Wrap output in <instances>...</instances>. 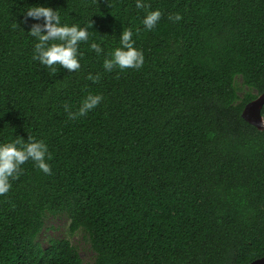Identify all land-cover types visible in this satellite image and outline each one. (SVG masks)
<instances>
[{"label": "trees", "instance_id": "16d2710c", "mask_svg": "<svg viewBox=\"0 0 264 264\" xmlns=\"http://www.w3.org/2000/svg\"><path fill=\"white\" fill-rule=\"evenodd\" d=\"M145 2L163 13L152 30L135 0H0V142L31 135L51 156L50 174L27 161L0 195V264H90L69 239L38 241L47 213L89 235L92 264L264 256V128L243 116L264 92V0ZM32 5L92 21L89 42L107 49L131 27L143 67L105 72L82 42L81 68L53 73L32 59ZM89 92L101 103L69 119L64 105L76 111Z\"/></svg>", "mask_w": 264, "mask_h": 264}, {"label": "clouds", "instance_id": "9594fccd", "mask_svg": "<svg viewBox=\"0 0 264 264\" xmlns=\"http://www.w3.org/2000/svg\"><path fill=\"white\" fill-rule=\"evenodd\" d=\"M137 9H145L142 24L145 29L152 30L159 22L162 11L159 8L149 10L150 6L145 0H135ZM25 19L36 21L31 24L27 35L34 39L32 59L38 61L45 68L56 72L55 65L68 70L70 73L81 68L83 52L80 51L82 42L88 43L90 50L98 56L103 55V69L105 72H112L114 69L121 71L126 69H140L144 64L143 51L135 46L133 31L131 27L125 28L119 35V45L111 49L102 43L101 40L89 42V27L92 21L87 24L79 20L75 22H62V16L58 9L49 6L32 5L24 10ZM43 20L40 23V20ZM169 20L173 22L182 19L179 12L170 13ZM139 31V29H137ZM86 79L93 82L100 79V74L89 72ZM103 100L102 94L89 92L81 100L76 111H71L68 104L64 110L69 119L75 120L78 117L86 116L95 109ZM48 145L42 139L28 135L27 139L17 136L16 139L8 142H0V195L9 192L12 187L11 181L15 180L22 171V165L32 161L34 166L45 174L51 173Z\"/></svg>", "mask_w": 264, "mask_h": 264}, {"label": "rangeland", "instance_id": "374dc122", "mask_svg": "<svg viewBox=\"0 0 264 264\" xmlns=\"http://www.w3.org/2000/svg\"><path fill=\"white\" fill-rule=\"evenodd\" d=\"M236 84L240 96H243L249 87L242 83V77L236 78ZM71 220L65 213L52 214L47 213L45 216V227L38 236V241L47 246L51 239H69L77 247L84 263L92 264L95 260L96 253L91 247L89 235L84 230L72 232L69 228Z\"/></svg>", "mask_w": 264, "mask_h": 264}, {"label": "water", "instance_id": "95a60500", "mask_svg": "<svg viewBox=\"0 0 264 264\" xmlns=\"http://www.w3.org/2000/svg\"><path fill=\"white\" fill-rule=\"evenodd\" d=\"M264 106V92L255 100L248 103L243 112V116L258 128H264V117L262 115V107ZM250 264H264V256L260 257Z\"/></svg>", "mask_w": 264, "mask_h": 264}]
</instances>
